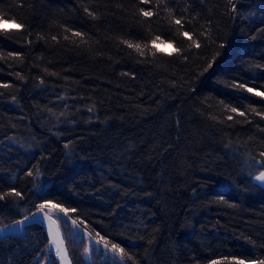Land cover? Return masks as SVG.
I'll use <instances>...</instances> for the list:
<instances>
[{
	"label": "trees",
	"instance_id": "obj_1",
	"mask_svg": "<svg viewBox=\"0 0 264 264\" xmlns=\"http://www.w3.org/2000/svg\"><path fill=\"white\" fill-rule=\"evenodd\" d=\"M170 1L0 0L20 26L0 28V194L21 193L0 200V226L51 201L88 231L58 220L74 264L264 261L259 171L238 174L264 163V98L246 90L264 92V22L242 17L258 0ZM98 231L131 259L89 246ZM0 264L59 262L34 224L0 240Z\"/></svg>",
	"mask_w": 264,
	"mask_h": 264
},
{
	"label": "snow or ice",
	"instance_id": "obj_2",
	"mask_svg": "<svg viewBox=\"0 0 264 264\" xmlns=\"http://www.w3.org/2000/svg\"><path fill=\"white\" fill-rule=\"evenodd\" d=\"M233 11H235V6H233ZM171 12V10H169ZM141 13L144 15V16H151L152 15V12L151 11H145L144 9H141ZM91 15V13H89ZM173 22L177 25H182V19H174ZM22 26V25H21ZM65 31H70V29H65ZM184 37H187L192 43L190 46H194L196 48H199L201 45H200V42L198 39H193L192 35L190 34L189 31H183L181 33ZM73 35L74 36H81L82 37V34L79 33V32H73ZM201 36H204L206 35V32H201L200 33ZM42 38V37H41ZM53 40L56 39L55 36L52 37ZM64 39H68V36H65ZM157 41H159L160 43H168L169 41H166V40H160L159 37H156L154 40L151 41L153 47H155ZM82 42H86V41H82ZM123 43L127 44V46L129 48H135L138 52H140L141 55H143L144 53L142 51H140L141 49V46L139 44H133V43H130L128 41H122ZM225 45L223 43H221L219 45V47L223 48ZM178 51V50H177ZM9 57H11L13 55V53H9L8 54ZM213 66V62L210 60L208 63H207V66L205 67L204 71H207L209 68H212ZM45 71H47V69H45ZM16 76L19 78V79H23L22 76H20L19 73H16ZM41 84L44 83L43 80L40 81ZM235 86V85H234ZM0 87H4V88H8L10 87V85L8 83H3V84H0ZM239 88L241 89H244L246 86L241 83L238 85ZM247 91L249 92H252L253 91V88L251 87H248L246 89ZM255 95L257 96H261L262 98H264V92H260V91H256L255 92ZM13 99H15V97H13ZM92 109H89V111H91ZM230 111L232 113H237L238 115L240 116H244V112L242 111H238L237 108L235 107H232L230 108ZM254 111V109H253ZM60 115H64V113H61ZM257 115H262V118H264V114H261V113H257ZM227 120H232L233 117L231 115H228L226 117ZM65 147H68V145L66 144ZM262 155H264V153H261ZM29 176H32L33 173L32 172H28L27 173ZM256 180L258 181H261V182H264V171L260 172L259 175H257L255 177ZM15 195L17 197H21V193L18 192V191H14V193H5V194H0V200H3L5 198V195ZM57 207V204H53L51 201H46L44 203H40L38 206H37V213H34L33 214V219H35L37 217V215H42L44 218H46L49 222H50V225L51 224H55L56 223V219H60L59 216L56 217V219H53L52 215H50V212H51V209ZM48 209V211L46 212L45 210ZM69 211H72V212H75L76 209L75 208H72V209H68V208H60V212L64 213L65 215H67V213ZM29 219L28 217H25V220ZM69 219H71V217H69ZM25 220H19L17 221L16 223L19 224V225H24L25 223ZM73 224H76V221L73 220L72 221ZM4 230L3 229H0V232H3ZM49 232H50V235H52V229L51 227L49 228ZM95 243L97 246L99 245H103V248L107 251H110L114 257H118L120 259V261H125V259H131V256H129V254L125 251V249L123 247H121L119 244L117 243H112L110 242L109 240L105 239V237L101 236L98 232L95 233ZM63 241L62 240H59L58 238V232L53 235V244L55 245V254L57 256H59L62 260L65 259L66 257V249L62 248L61 245H62ZM97 251H99V247H97L96 249ZM87 251V250H86ZM239 264H244V262L241 260L239 261ZM260 264H264V261H261Z\"/></svg>",
	"mask_w": 264,
	"mask_h": 264
},
{
	"label": "water",
	"instance_id": "obj_3",
	"mask_svg": "<svg viewBox=\"0 0 264 264\" xmlns=\"http://www.w3.org/2000/svg\"><path fill=\"white\" fill-rule=\"evenodd\" d=\"M264 171V170H262ZM261 171V172H262ZM260 173H258L257 175H259ZM256 175V176H257ZM255 176V177H256ZM254 177V184H256L257 186H259L261 189L264 190V182H261V181H258L256 180ZM46 212L48 211V209L45 210ZM34 213H37V209L35 211H33L32 213H30L29 215L25 216V217H28L29 219L25 220V217L23 218H20L18 220H15L11 223H8L6 225H2L0 226V229H3L4 231L3 232H0V240L2 239H6V238H17L20 236V234L23 232V230L28 227V226H31V225H34V224H37V225H40L42 226L47 235H48V238H49V242H50V245H51V251L52 253L54 254V256L56 257V259L58 260L59 264H74L72 258H71V255H70V251L66 245V242H65V239L63 237V234H62V231H61V228H60V225H59V219H56L57 216L60 217V219H65V220H68L69 222L72 223V225L78 230V231H81L83 233H86V229L83 228L82 226H80L77 221L75 219H73L68 213L67 215H65L64 213L60 212V209L58 208H53L51 209V212H50V215H52L53 219H56V223L55 224H51L50 225V222L44 218L42 215H37V217L35 219H33V214ZM69 217H71V219H69ZM19 220H25V223L24 225H19L17 224L16 222L19 221ZM73 220L76 221V224H73ZM51 227L52 229V235H50V232H49V228ZM58 232V238L59 240H62L63 243L61 245L62 248L66 249V257L65 259H61L59 256H57L55 254V245L53 244V235H55L56 233ZM95 239L96 238H92L91 241H89L88 245L91 246V247H99V249L109 253L110 255H113L110 251H107L103 248V245H99L97 246L96 243H95ZM85 262L86 264H91V255L90 253H87V257L85 259Z\"/></svg>",
	"mask_w": 264,
	"mask_h": 264
},
{
	"label": "rangeland",
	"instance_id": "obj_4",
	"mask_svg": "<svg viewBox=\"0 0 264 264\" xmlns=\"http://www.w3.org/2000/svg\"><path fill=\"white\" fill-rule=\"evenodd\" d=\"M183 1H187V0H183ZM198 2L196 3V4H199V7H200V5H202V4H204V3H202V1L201 0H197ZM231 1H233V0H230V2ZM189 2H190V5H191V9H194V4L192 3V1H190L189 0ZM179 0H171L170 1V4H169V7H174L175 9H176V7L179 5ZM242 17H243V19H244V22H245V24H247L249 27L247 28V30H249V29H254V26L256 25V21H258V22H264L263 20H264V3H262V2H260L259 0L258 1H254L253 2V4H252V6L249 8V9H246V10H244L243 12H242ZM219 20H220V22L223 24V25H226L227 26V21L225 20V19H223V18H219ZM260 24V23H259ZM0 28H4V29H18V28H20V26H19V24L18 23H16V22H13L11 19H6L5 18V20H1L0 19ZM160 49L162 50V51H164L165 53H168V54H172V52H173V46H172V44L171 43H162L161 45H160ZM247 89V88H246ZM256 91H259V90H254L253 89V91L252 92H249V93H255ZM56 122V121H55ZM66 126V125H65ZM59 131H61V129L59 128ZM226 151V150H225ZM229 154L231 153V152H228ZM228 155V154H227ZM229 156V155H228ZM230 156L232 157V158H234L235 160L236 159H242V157L244 158L245 156H239V155H237V154H235V153H232V154H230ZM239 156V157H238ZM259 159V158H258ZM237 161V160H236ZM245 162V164H244V169L243 168H241V170H240V172L238 173L240 176L243 174V173H248V172H250V173H252V172H258L259 171V173L262 171V170H264V163L259 159V160H257V163H258V165H256V164H252V163H249V162H247V160L246 161H244ZM261 170V171H260ZM258 174V173H257ZM256 174V175H257ZM254 179V178H253ZM254 181V180H253ZM17 182V181H16ZM231 182V181H230ZM232 183V182H231ZM223 187V186H222ZM237 200V199H236ZM58 207H56V208H58V209H60V208H68V209H71L68 205H57ZM66 206V207H65ZM98 233L101 235V236H103L104 237V235H102L99 231H98ZM124 242L125 243H127V245L129 246V247H132L130 244H129V242L128 241H126V240H124ZM232 262L234 261V260H231ZM245 264V263H244ZM249 264H251V263H249Z\"/></svg>",
	"mask_w": 264,
	"mask_h": 264
},
{
	"label": "flooded vegetation",
	"instance_id": "obj_5",
	"mask_svg": "<svg viewBox=\"0 0 264 264\" xmlns=\"http://www.w3.org/2000/svg\"><path fill=\"white\" fill-rule=\"evenodd\" d=\"M86 231H87V230H86ZM87 233H88V231L86 232V234H87ZM89 235H90V234H89ZM89 237H90L91 239H92V238H95V236H91V235H90ZM90 255H91V254H90ZM86 257H87V256H86ZM86 257H85V259H86Z\"/></svg>",
	"mask_w": 264,
	"mask_h": 264
}]
</instances>
